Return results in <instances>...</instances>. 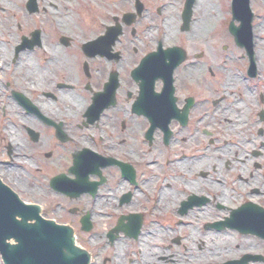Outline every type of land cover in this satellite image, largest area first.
<instances>
[{
  "label": "flooded vegetation",
  "instance_id": "af4514ba",
  "mask_svg": "<svg viewBox=\"0 0 264 264\" xmlns=\"http://www.w3.org/2000/svg\"><path fill=\"white\" fill-rule=\"evenodd\" d=\"M195 3L23 0L30 46L0 47V185L87 264H264V18L249 51Z\"/></svg>",
  "mask_w": 264,
  "mask_h": 264
},
{
  "label": "water",
  "instance_id": "95a60500",
  "mask_svg": "<svg viewBox=\"0 0 264 264\" xmlns=\"http://www.w3.org/2000/svg\"><path fill=\"white\" fill-rule=\"evenodd\" d=\"M193 0H186L185 15ZM232 21L229 33L239 47L251 51L249 0H232ZM239 27L233 26V22ZM35 38L38 33L32 34ZM23 46H30L23 38ZM19 219H18V218ZM13 241L14 244H10ZM0 256L4 264H87V257L75 246L69 227L46 221L37 214V207L24 204L8 187L0 185Z\"/></svg>",
  "mask_w": 264,
  "mask_h": 264
},
{
  "label": "rangeland",
  "instance_id": "374dc122",
  "mask_svg": "<svg viewBox=\"0 0 264 264\" xmlns=\"http://www.w3.org/2000/svg\"><path fill=\"white\" fill-rule=\"evenodd\" d=\"M23 0H0V5H2V7H13L14 10H10V13H6V14H1L0 15V47H2L4 49V52L8 49L11 50L12 48H14V46H17L21 36H26L29 37L28 33L30 30V27L28 25V21H29V17L28 14H25L23 11H21L20 7H17L19 5H21ZM216 4L219 9H218V21L213 25L214 27V31L215 29L218 30L219 28H221L220 26L223 25L224 27L227 28V26L230 24L231 22V16L229 15L230 10H231V5L230 2L231 0H216ZM251 4V9L253 10V13L255 15V20L253 21V24H256L257 22H261L262 19L264 18V0H251L250 2ZM75 11L79 12V10H72V13L70 14V16H72V18L70 19H65L66 24L69 25V27H71L70 29L73 30V32L75 33H79V27L77 25L76 21L74 20V16H78ZM56 13V16L61 17L62 13L59 10L58 12H53V11H48L46 13V15L48 16V18H50L51 20H49V24L50 27L49 29L47 28V26H45L44 28V24H41L39 22V16L40 14L36 15V17H34L35 22V26L36 27H41L42 30L44 31V33L46 34H56L58 33V27L56 28V25L54 24V14ZM59 14V15H57ZM198 15H200L199 12H194L193 14V18L198 20ZM58 17V18H59ZM58 18H56L58 20ZM260 18V19H259ZM64 20V19H63ZM198 23V22H197ZM18 24V25H17ZM62 28V27H59ZM164 29V25L162 24L161 26V30ZM164 31V30H163ZM252 33L256 34L257 33V28L254 27V29H252ZM221 33V32H220ZM224 34L226 35V32H224ZM223 34L221 33V36ZM260 35V34H259ZM217 37V39H215L214 37L213 40L214 41H219L222 39V37ZM260 37H263L262 35ZM6 49V50H5ZM230 52L233 50V48H229L228 49ZM20 199L23 202H27V196H19ZM1 264V261H0Z\"/></svg>",
  "mask_w": 264,
  "mask_h": 264
},
{
  "label": "bare ground",
  "instance_id": "6f19581e",
  "mask_svg": "<svg viewBox=\"0 0 264 264\" xmlns=\"http://www.w3.org/2000/svg\"><path fill=\"white\" fill-rule=\"evenodd\" d=\"M216 0H196L195 3V10L199 12L197 24L194 25V28H197L196 37L202 36L204 33L208 32L209 29L213 27V25L218 21V9L219 7L216 4ZM56 28L59 27L57 23ZM172 31L171 28H169ZM6 50V49H5ZM4 51V50H2ZM8 54L7 52L2 54V57H6ZM25 55V54H23Z\"/></svg>",
  "mask_w": 264,
  "mask_h": 264
}]
</instances>
